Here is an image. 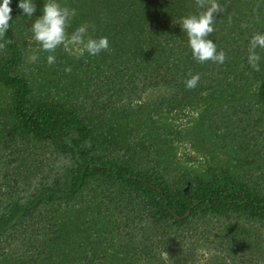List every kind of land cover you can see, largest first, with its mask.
<instances>
[{
    "label": "trees",
    "instance_id": "1",
    "mask_svg": "<svg viewBox=\"0 0 264 264\" xmlns=\"http://www.w3.org/2000/svg\"><path fill=\"white\" fill-rule=\"evenodd\" d=\"M60 2L69 35L87 24L110 47L42 51L44 0L31 18L12 0L0 264H264V49L260 71L247 59L264 0H216L222 64L196 61L178 23L206 11L197 0Z\"/></svg>",
    "mask_w": 264,
    "mask_h": 264
},
{
    "label": "clouds",
    "instance_id": "2",
    "mask_svg": "<svg viewBox=\"0 0 264 264\" xmlns=\"http://www.w3.org/2000/svg\"><path fill=\"white\" fill-rule=\"evenodd\" d=\"M200 8H205L199 14H191L182 17L178 23L183 32L188 37V46L191 49L193 58L203 63L205 61H213L222 64L226 59L223 50L217 51V44L208 38L209 34L215 31L214 19L216 13L220 12V5L216 0H197ZM12 0H0V37L4 36L12 25ZM17 7L22 10L25 17L31 18L37 11L36 0H18ZM41 14L31 25L33 39L40 44L41 50L49 53L56 51L61 45L65 50H71L78 55L85 52L90 56H96L102 51L109 49L110 41L107 36L99 38L87 37L89 25L81 24L76 30L68 34L67 29L71 26L73 17L77 15L74 8L62 5L60 0H44L43 7L40 9ZM3 45L0 44V47ZM264 49V33H255L250 40V48L248 54V63L256 70L260 71L261 55L257 49ZM33 61L37 56L31 57ZM56 62L54 55L47 56L49 65ZM67 68L66 71H70ZM200 80V75L196 74L185 81L187 88H195Z\"/></svg>",
    "mask_w": 264,
    "mask_h": 264
}]
</instances>
